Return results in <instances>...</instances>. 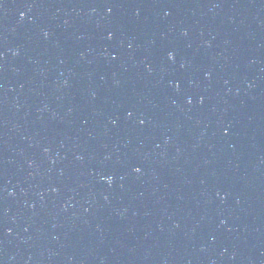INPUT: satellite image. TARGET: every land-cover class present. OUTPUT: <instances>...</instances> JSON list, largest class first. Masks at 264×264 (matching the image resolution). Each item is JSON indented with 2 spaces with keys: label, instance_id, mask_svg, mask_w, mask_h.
<instances>
[{
  "label": "water",
  "instance_id": "obj_1",
  "mask_svg": "<svg viewBox=\"0 0 264 264\" xmlns=\"http://www.w3.org/2000/svg\"><path fill=\"white\" fill-rule=\"evenodd\" d=\"M0 264H264V0H0Z\"/></svg>",
  "mask_w": 264,
  "mask_h": 264
},
{
  "label": "snow or ice",
  "instance_id": "obj_2",
  "mask_svg": "<svg viewBox=\"0 0 264 264\" xmlns=\"http://www.w3.org/2000/svg\"><path fill=\"white\" fill-rule=\"evenodd\" d=\"M23 15V14H22ZM169 58L172 59L173 58V55L169 53ZM141 123H143V121H141ZM137 173H139L141 171V169L139 167L135 168L134 169Z\"/></svg>",
  "mask_w": 264,
  "mask_h": 264
},
{
  "label": "clouds",
  "instance_id": "obj_3",
  "mask_svg": "<svg viewBox=\"0 0 264 264\" xmlns=\"http://www.w3.org/2000/svg\"><path fill=\"white\" fill-rule=\"evenodd\" d=\"M170 55H171V53H170Z\"/></svg>",
  "mask_w": 264,
  "mask_h": 264
}]
</instances>
